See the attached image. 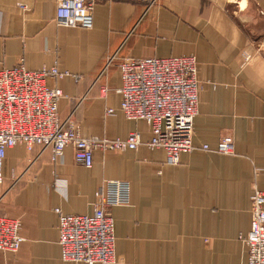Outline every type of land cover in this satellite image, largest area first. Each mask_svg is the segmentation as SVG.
<instances>
[{
	"label": "crops",
	"instance_id": "obj_1",
	"mask_svg": "<svg viewBox=\"0 0 264 264\" xmlns=\"http://www.w3.org/2000/svg\"><path fill=\"white\" fill-rule=\"evenodd\" d=\"M91 1L87 31L58 27L56 0H0V73L21 64L67 71L48 83L68 96L60 119L71 117L86 138L139 133L149 141V126L121 110L120 63L193 58L195 150L173 166L164 149L97 150L92 169L72 149L56 160L50 149L8 150L0 220L18 221L24 241L16 252L0 251V264H85L63 259L56 209L92 216L97 190L114 180L131 193L129 205L108 209L115 234L108 264H244L239 236L250 230L253 191L264 192V0ZM226 136L233 155L213 152Z\"/></svg>",
	"mask_w": 264,
	"mask_h": 264
},
{
	"label": "built area",
	"instance_id": "obj_2",
	"mask_svg": "<svg viewBox=\"0 0 264 264\" xmlns=\"http://www.w3.org/2000/svg\"><path fill=\"white\" fill-rule=\"evenodd\" d=\"M55 23L61 28L91 30L94 26L95 2L91 0H56ZM117 60L116 54L107 68ZM119 67L123 86L121 110L129 120L144 121L152 136L143 141L139 133L114 140L86 138L71 117H59V105L68 98L58 86L70 76L57 67L37 72L27 71L22 64L0 73V187L5 181L4 163L7 152L23 144L28 151L35 147L50 149L58 159L72 149L75 161L86 169L94 165L97 150L135 151L141 146L164 149L166 164L178 165L182 154L195 150L194 120L199 103L198 65L193 58L124 59ZM77 78V77H76ZM114 110H108L113 115ZM204 150L210 151L208 147ZM215 153L233 155L234 141L223 137ZM130 186L122 181H107L96 192L92 216L59 215V243L65 261L85 264H108L115 259L114 222L109 208L130 203ZM20 223L0 220V251L16 252L24 239ZM239 240L247 250L244 264H264V192L255 189L251 195V225Z\"/></svg>",
	"mask_w": 264,
	"mask_h": 264
},
{
	"label": "rangeland",
	"instance_id": "obj_3",
	"mask_svg": "<svg viewBox=\"0 0 264 264\" xmlns=\"http://www.w3.org/2000/svg\"><path fill=\"white\" fill-rule=\"evenodd\" d=\"M88 31V30H87ZM5 183V181L3 182V184ZM2 184V185H3ZM5 222H8V223H11L12 221H7V220H4ZM14 222V221H13ZM20 229H21V225H20V228H19V233H20ZM21 236V235H20ZM23 238V237H22ZM4 252V251H3Z\"/></svg>",
	"mask_w": 264,
	"mask_h": 264
}]
</instances>
